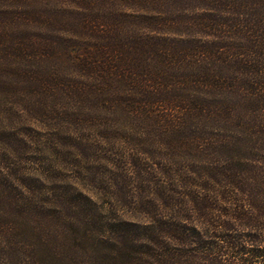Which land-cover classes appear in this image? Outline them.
Wrapping results in <instances>:
<instances>
[{
    "label": "trees",
    "instance_id": "obj_1",
    "mask_svg": "<svg viewBox=\"0 0 264 264\" xmlns=\"http://www.w3.org/2000/svg\"><path fill=\"white\" fill-rule=\"evenodd\" d=\"M9 1L0 95L35 137L0 156V264H264V0ZM123 135L127 219L124 169L88 165ZM155 136L193 158L158 183Z\"/></svg>",
    "mask_w": 264,
    "mask_h": 264
},
{
    "label": "rangeland",
    "instance_id": "obj_2",
    "mask_svg": "<svg viewBox=\"0 0 264 264\" xmlns=\"http://www.w3.org/2000/svg\"><path fill=\"white\" fill-rule=\"evenodd\" d=\"M11 5H13L12 9H14L15 5L13 2L9 0H0V11L2 8H6V7H7L6 9L8 10V12L11 11ZM1 67H0V93L1 94L5 93L6 96H10L11 92H13V90L16 89L14 88L13 83L10 82V81H13V78L9 76V74L2 75ZM2 96L3 95H0V141H1L0 142V156L6 155L7 153V156L10 159V162H14V159L17 157V153L20 152V149L18 148L19 144H22V142L24 143L25 141L30 142L29 139L32 137H35V133L32 132V131H35V129L32 128V130H26L28 129V126L26 124L28 122H23L26 120H22V119H27V116L22 115V112L17 111L16 108H14L15 105L12 104V103H15L16 101V98H14L15 95H12V97L8 99H3ZM13 135H14L15 142H13ZM24 137L26 138L24 139ZM8 139H10V143H5V145L2 146V144H4V141H8ZM120 140L122 141L119 142ZM120 140L111 143V145H114L113 148L110 147V145H108L105 140H103L99 144L100 149H97L96 151L97 155L89 159L88 165L96 166L98 167V169L100 168V171H103V169L101 168L104 167L103 165H106V161H108V163H113V164L114 162H117L116 164L120 167V169L121 170L124 169L123 175L125 176L127 183L129 184L132 183V185L130 186L131 188H128V193L124 194V203L121 204V208L117 207L116 209L118 211L119 218L122 219L123 217V219H127L128 213H129L128 211L133 210V208L135 210L138 207V206L130 205V195L132 194V191L134 190L133 188L134 178L132 179L129 176L128 172H129V169H133V171H136V168H132V165L141 163L140 167H142V162L140 161V159L142 158V153H141L142 151L140 147H136V145L128 146V143L126 144V141H124L125 140L124 135L120 137ZM152 141L153 142L151 143L152 145L150 147V152H152V156L149 158L148 162L150 165H153L154 174H152V177L154 180L157 179L156 183L160 182L161 178L164 176V173L167 171V169L170 168L171 170H177L178 164L181 166L183 162L185 163V162H189L190 160H193V158H187V159L183 158L182 159V156H175L176 153L172 151V147L170 145L171 140L168 137H164L162 139V138L155 136L153 137ZM99 150L102 152H99ZM92 155L94 154L92 153ZM85 156H87L86 153H85ZM98 157L102 159L101 162L99 161ZM126 157L128 161L126 160ZM125 162H129L131 166L129 167V165H125ZM59 166L61 170L64 169V166L62 164H60ZM143 168L147 169V167L145 166H143ZM65 175L67 176V172H65ZM68 176H75V174L71 173V175H68ZM100 177L101 176L99 175V178ZM80 185H82V181L77 182L76 189H80L81 188ZM113 190H115V186L113 187ZM88 192L86 193H88L89 196L93 195L92 198L96 200V197H98L97 195L98 193L94 192V188L91 187L88 190ZM91 193H94V194H91ZM157 194H158V191L155 194H153L152 192L151 197L154 198L157 196ZM101 201L104 202V197L101 198ZM112 205H113L112 207H114V203H112ZM123 205L125 206V208H123ZM114 211H115V208H114ZM125 213L127 214L125 215ZM138 221L140 222L141 220H138Z\"/></svg>",
    "mask_w": 264,
    "mask_h": 264
}]
</instances>
